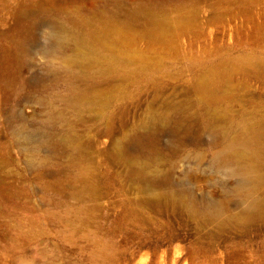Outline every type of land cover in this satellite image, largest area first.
<instances>
[{
  "label": "rangeland",
  "instance_id": "374dc122",
  "mask_svg": "<svg viewBox=\"0 0 264 264\" xmlns=\"http://www.w3.org/2000/svg\"><path fill=\"white\" fill-rule=\"evenodd\" d=\"M219 67L233 91L212 106L193 87ZM178 105L201 125L154 128ZM215 111L229 136L264 126V0H0V264H264V221L221 232L162 199L244 200V176L210 165ZM132 160L171 183L131 177Z\"/></svg>",
  "mask_w": 264,
  "mask_h": 264
},
{
  "label": "bare ground",
  "instance_id": "6f19581e",
  "mask_svg": "<svg viewBox=\"0 0 264 264\" xmlns=\"http://www.w3.org/2000/svg\"><path fill=\"white\" fill-rule=\"evenodd\" d=\"M104 34L106 36V45L119 43L124 40L120 31L115 27H107ZM97 38V33L87 27L77 36L75 44L80 48L86 47L88 43ZM233 74L234 71L230 68L219 67L202 75L193 87L198 100L205 104L218 106L225 98H221L222 93L228 97L233 91ZM216 114V116L210 114L202 133H211L214 137L213 144L221 143L224 145V149L212 158L210 165H230L244 176L241 186L239 188L235 187L244 196V200L232 209L229 208L230 206L228 207L226 200L218 201L217 205L212 207V209L202 212L192 197L187 196L183 192L165 193L162 199L179 207L195 221L197 226L209 225L219 229L221 232L230 230L233 227L250 230L257 223L264 221V175L260 169L264 167V126L253 127L249 131H237L232 136H229L230 128H227L229 119L217 112ZM153 115V121L156 122L154 128H157V130L174 124L176 130L184 129L191 132L202 123L201 115L191 112L187 105L167 107L165 110L158 112L157 115ZM174 116L176 117L173 118ZM142 131L134 133L127 140L133 141L138 145H141L143 141L153 140V135L146 138L145 132ZM115 152L119 156H125L127 153L123 143L118 145ZM198 161L202 162L203 157H198ZM129 165L130 176L144 181L149 187L157 184V182L163 183V185L171 183L172 172L158 179L147 174V168L144 164L132 160Z\"/></svg>",
  "mask_w": 264,
  "mask_h": 264
}]
</instances>
